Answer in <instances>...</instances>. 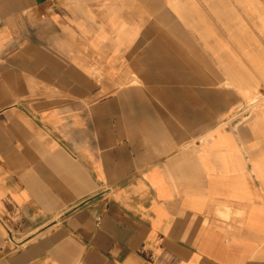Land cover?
Segmentation results:
<instances>
[{
	"label": "crops",
	"instance_id": "obj_1",
	"mask_svg": "<svg viewBox=\"0 0 264 264\" xmlns=\"http://www.w3.org/2000/svg\"><path fill=\"white\" fill-rule=\"evenodd\" d=\"M0 264H264V0H0Z\"/></svg>",
	"mask_w": 264,
	"mask_h": 264
},
{
	"label": "built area",
	"instance_id": "obj_2",
	"mask_svg": "<svg viewBox=\"0 0 264 264\" xmlns=\"http://www.w3.org/2000/svg\"><path fill=\"white\" fill-rule=\"evenodd\" d=\"M255 108V101L248 102L243 106L237 108V112L240 115L239 121H244L250 118Z\"/></svg>",
	"mask_w": 264,
	"mask_h": 264
}]
</instances>
